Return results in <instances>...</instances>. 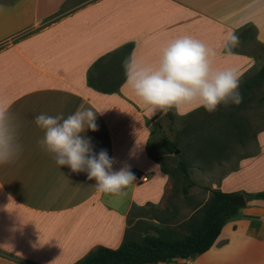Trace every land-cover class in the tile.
I'll use <instances>...</instances> for the list:
<instances>
[{
	"label": "crops",
	"instance_id": "1",
	"mask_svg": "<svg viewBox=\"0 0 264 264\" xmlns=\"http://www.w3.org/2000/svg\"><path fill=\"white\" fill-rule=\"evenodd\" d=\"M230 32L239 43L229 54ZM184 35L215 50L216 68L239 70L242 96L264 90L257 78L264 66V0H0V100L11 105L22 145L13 163L0 164V264H77L100 247L118 249L134 211L161 212L170 196H179L164 164L172 155L161 140L162 122L171 119L149 113L127 87L122 61L134 52L155 64L163 46ZM127 46L130 52H122ZM80 108L95 113L98 130L82 134L93 151L106 150L114 171L127 166L148 182H132L122 195L101 193L86 172L58 166L41 149L44 132L35 117H67ZM198 112L208 113L195 105L182 116L173 110L174 119ZM254 142L264 151V126ZM237 164L209 189L244 194L247 205L209 251L160 264H264V200L249 198L263 191L264 168ZM242 176L250 178L245 185ZM190 209L189 218L200 208Z\"/></svg>",
	"mask_w": 264,
	"mask_h": 264
},
{
	"label": "clouds",
	"instance_id": "2",
	"mask_svg": "<svg viewBox=\"0 0 264 264\" xmlns=\"http://www.w3.org/2000/svg\"><path fill=\"white\" fill-rule=\"evenodd\" d=\"M239 37L230 32L226 50L237 46ZM216 52L203 41L184 35L170 40L163 48L158 62L145 63L133 52L122 61L125 84L147 107L149 113L167 115L175 110L184 115V109L195 105L207 112H215L220 105H239L243 97L239 91L240 73L236 67L216 68ZM95 113L89 108L77 109L65 117L44 113L35 117L44 136L37 143L52 154L58 166H68L72 172H86L87 179L95 181L97 191L122 195L135 177L125 166L113 170L114 158L106 150L93 151L86 130L97 131ZM22 152L18 141V123L11 105L0 100V164L13 163Z\"/></svg>",
	"mask_w": 264,
	"mask_h": 264
},
{
	"label": "rangeland",
	"instance_id": "3",
	"mask_svg": "<svg viewBox=\"0 0 264 264\" xmlns=\"http://www.w3.org/2000/svg\"><path fill=\"white\" fill-rule=\"evenodd\" d=\"M242 97V102L239 105L230 104L225 109V115L223 116L219 114V111L212 112V115L201 114L202 116L198 112L194 114V118L165 120L162 122L163 133L161 135L178 143L180 155L183 154L185 161L188 160L190 155L195 154L191 150L192 144L200 136L209 139L213 135L219 136L217 140L227 142V144L225 143L226 148L223 152H220L221 154L212 153V157L217 163L215 162L211 166L198 164L199 166L192 168L191 178L194 186L190 191L192 193L197 191L198 196L194 194L185 196L183 194L182 190L186 185V181L183 179L181 172L177 170L178 155L173 154L170 156L167 167L176 171L174 188L179 192V196L175 198L170 196L166 209L161 212L155 208L134 211L130 217L125 238L141 240L145 236H171L173 233L177 236H185L189 234L192 223L198 225L204 217L205 205L210 200L207 188L212 183L217 182L216 180H219L225 173L237 169V162L240 159L245 160V167L252 165L249 171L252 169L259 171L264 168L262 158L264 151L256 150L254 142L257 133L264 126V90L256 97L248 95ZM215 136L214 139H216ZM157 143H160L159 138ZM238 179L240 185H245L250 178L242 176ZM259 189L264 192V186L259 187ZM206 200L208 201L206 202ZM194 203H197V207L200 209L189 218L192 211L190 206H193ZM174 212L175 216L173 217ZM158 221L159 224H157Z\"/></svg>",
	"mask_w": 264,
	"mask_h": 264
},
{
	"label": "trees",
	"instance_id": "4",
	"mask_svg": "<svg viewBox=\"0 0 264 264\" xmlns=\"http://www.w3.org/2000/svg\"><path fill=\"white\" fill-rule=\"evenodd\" d=\"M131 48V46L124 47L122 52L127 51L129 53ZM257 78L261 83H264V66ZM90 83L93 82L90 81ZM226 108L225 106L218 107L216 111H219V114L223 116ZM207 114L212 115V112ZM166 117L173 120V110L169 111ZM205 132L207 133V131ZM214 136H211L210 139L198 137L191 148L195 154L190 155L187 161L179 152L177 170L181 172L186 181V185L183 187L184 195H188L194 186L191 178L192 168L195 165L199 166L198 164L213 165L216 161L212 157V153L216 152L218 155L226 148L227 142L217 140L219 136H215L216 139H214ZM161 140L166 154L173 155L179 150L177 142L166 136H163ZM164 164L167 166V161ZM168 170L174 177L176 176V171L169 168ZM207 190L211 192V197L205 205L204 217L198 225L192 223L189 234L185 236H177L174 233L171 236H145L141 240L125 238L118 249L100 247L77 264H160L177 259L186 260L193 255L206 253L214 246L227 222L237 216L240 210L239 207L231 203L235 194L209 188ZM249 198L264 200V192L250 195Z\"/></svg>",
	"mask_w": 264,
	"mask_h": 264
},
{
	"label": "water",
	"instance_id": "5",
	"mask_svg": "<svg viewBox=\"0 0 264 264\" xmlns=\"http://www.w3.org/2000/svg\"><path fill=\"white\" fill-rule=\"evenodd\" d=\"M179 150L176 152V155L179 154ZM231 203L239 208H243L247 205V201L246 198L243 194H235L232 199H231Z\"/></svg>",
	"mask_w": 264,
	"mask_h": 264
},
{
	"label": "built area",
	"instance_id": "6",
	"mask_svg": "<svg viewBox=\"0 0 264 264\" xmlns=\"http://www.w3.org/2000/svg\"><path fill=\"white\" fill-rule=\"evenodd\" d=\"M134 181L135 183H146L149 181L148 175L141 173V172H136L134 173Z\"/></svg>",
	"mask_w": 264,
	"mask_h": 264
}]
</instances>
